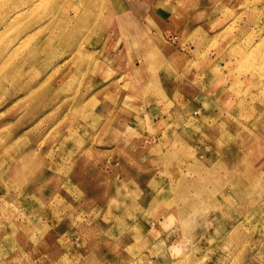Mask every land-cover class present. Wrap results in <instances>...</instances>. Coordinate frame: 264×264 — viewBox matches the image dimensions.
Returning a JSON list of instances; mask_svg holds the SVG:
<instances>
[{
	"label": "rangeland",
	"instance_id": "obj_1",
	"mask_svg": "<svg viewBox=\"0 0 264 264\" xmlns=\"http://www.w3.org/2000/svg\"><path fill=\"white\" fill-rule=\"evenodd\" d=\"M0 264H264V0H0Z\"/></svg>",
	"mask_w": 264,
	"mask_h": 264
},
{
	"label": "crops",
	"instance_id": "obj_2",
	"mask_svg": "<svg viewBox=\"0 0 264 264\" xmlns=\"http://www.w3.org/2000/svg\"><path fill=\"white\" fill-rule=\"evenodd\" d=\"M162 16H163V14H162ZM159 28H161V30L163 31V30L166 29V26H162V25H161V26H159ZM165 32H166V31H165ZM126 54H127V56L129 55L128 50H126ZM219 57H220V56H219ZM130 59H131V57H130ZM217 61H219V60H217ZM209 64H210V70H209L208 72L211 73V74H210L211 78L214 77V78L217 79V76H218L220 70L218 69V67H217V65H216V62H212V61L209 60ZM152 210H154V208H153Z\"/></svg>",
	"mask_w": 264,
	"mask_h": 264
},
{
	"label": "bare ground",
	"instance_id": "obj_3",
	"mask_svg": "<svg viewBox=\"0 0 264 264\" xmlns=\"http://www.w3.org/2000/svg\"><path fill=\"white\" fill-rule=\"evenodd\" d=\"M20 13V12H19ZM30 59H32V57L31 56H26V57H24L23 58V60H22V62L21 63H26V62H29L30 61ZM18 65H20V64H18ZM22 66V65H21ZM20 66V67H21ZM19 67V66H18Z\"/></svg>",
	"mask_w": 264,
	"mask_h": 264
}]
</instances>
